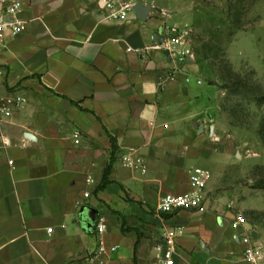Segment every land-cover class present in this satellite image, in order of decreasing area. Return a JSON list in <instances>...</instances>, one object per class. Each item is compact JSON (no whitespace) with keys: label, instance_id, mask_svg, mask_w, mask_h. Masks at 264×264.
Here are the masks:
<instances>
[{"label":"crops","instance_id":"obj_1","mask_svg":"<svg viewBox=\"0 0 264 264\" xmlns=\"http://www.w3.org/2000/svg\"><path fill=\"white\" fill-rule=\"evenodd\" d=\"M20 1L26 29L0 51V91L28 99L0 121V264H81L96 248L98 215L106 219L103 240L116 246L101 256L105 264H150L170 227L182 230L175 264H250L234 216L213 199L211 169L204 213L155 209L163 196L193 188L194 168H209L191 124H204L206 104L184 81L197 77L192 61L160 84L169 60L153 37L163 20L151 8L144 18L131 9L125 19H109L111 0ZM109 136L118 155L141 154L147 171L125 168L117 157L110 183L96 191ZM83 206L97 210L91 228L80 218Z\"/></svg>","mask_w":264,"mask_h":264},{"label":"rangeland","instance_id":"obj_2","mask_svg":"<svg viewBox=\"0 0 264 264\" xmlns=\"http://www.w3.org/2000/svg\"><path fill=\"white\" fill-rule=\"evenodd\" d=\"M115 1L149 6L164 22L192 29L190 65L203 83L188 87L206 104L203 168L217 177L214 201L245 217L264 264V0Z\"/></svg>","mask_w":264,"mask_h":264},{"label":"built area","instance_id":"obj_3","mask_svg":"<svg viewBox=\"0 0 264 264\" xmlns=\"http://www.w3.org/2000/svg\"><path fill=\"white\" fill-rule=\"evenodd\" d=\"M108 18L112 20L125 19L132 9V4L116 3L111 0L107 3ZM23 8L20 0H0V51L6 47L8 38L22 35L26 29V21L19 18ZM192 29L186 25H176L164 22L153 37L154 48L164 51L169 60L167 76L160 84L172 79L177 73L184 72L185 65L194 57L190 38ZM6 76V69L0 64V87ZM185 83L191 82V77L186 75ZM198 85L203 83L202 79L195 77ZM27 97L20 91H0V121L10 116L14 111L24 107ZM77 136V134H75ZM120 164L128 169L146 173L147 167L144 157L135 149H128L118 155ZM210 179V172L204 168H194L189 174V180L193 185L190 191L180 194H167L163 196L156 211L159 214H169L178 210H192L197 213L206 211V185ZM91 181V180H89ZM85 197L89 193H84ZM245 217L240 213L234 215L231 227L238 231V238L244 245L241 256L250 264H258L261 259V251L258 245L250 238L244 228ZM96 235V248L87 255L81 264H105L102 255L115 252L116 246H107L103 240L106 230V219L98 215L94 224ZM51 231V228L48 229ZM182 232L180 227L167 228L161 235L159 243L155 246V259L150 264H175L177 250V238Z\"/></svg>","mask_w":264,"mask_h":264},{"label":"water","instance_id":"obj_4","mask_svg":"<svg viewBox=\"0 0 264 264\" xmlns=\"http://www.w3.org/2000/svg\"><path fill=\"white\" fill-rule=\"evenodd\" d=\"M132 9L136 12L139 17L144 18L145 14L147 13L148 9H150L149 6H132ZM209 118H211L210 114H206ZM193 128L197 129L198 133H201L204 129V124L203 123H197L196 121H193L192 123ZM97 214V210L89 207V206H83L80 209V218L83 221V225L86 228H91L93 226L95 216Z\"/></svg>","mask_w":264,"mask_h":264},{"label":"trees","instance_id":"obj_5","mask_svg":"<svg viewBox=\"0 0 264 264\" xmlns=\"http://www.w3.org/2000/svg\"><path fill=\"white\" fill-rule=\"evenodd\" d=\"M109 137H110V140H111V156H110V160H109L108 164L104 168L103 175H102V178H101V182L97 186L96 191L105 188V186L110 183L108 177H109L112 165L116 161V159L118 157V153H119V146H118V144L116 142V139H114L111 136H109Z\"/></svg>","mask_w":264,"mask_h":264}]
</instances>
